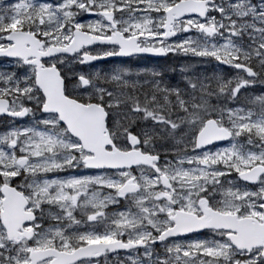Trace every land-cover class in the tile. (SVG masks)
<instances>
[{"label": "snow or ice", "instance_id": "obj_1", "mask_svg": "<svg viewBox=\"0 0 264 264\" xmlns=\"http://www.w3.org/2000/svg\"><path fill=\"white\" fill-rule=\"evenodd\" d=\"M0 126V264H264V0H0Z\"/></svg>", "mask_w": 264, "mask_h": 264}, {"label": "rangeland", "instance_id": "obj_2", "mask_svg": "<svg viewBox=\"0 0 264 264\" xmlns=\"http://www.w3.org/2000/svg\"><path fill=\"white\" fill-rule=\"evenodd\" d=\"M5 2H10V0H5ZM189 58L187 57H168L165 60L161 61H152L150 59H132L127 61L128 67L132 69L137 68H149V69H157L163 72V79L167 80L169 84L175 85L180 83L179 72L178 71H170V69L175 68L179 69L180 64L187 61ZM199 70V69H197ZM257 91H259V87H257ZM0 130H2V126H0ZM111 259V256L109 257Z\"/></svg>", "mask_w": 264, "mask_h": 264}, {"label": "water", "instance_id": "obj_3", "mask_svg": "<svg viewBox=\"0 0 264 264\" xmlns=\"http://www.w3.org/2000/svg\"><path fill=\"white\" fill-rule=\"evenodd\" d=\"M148 59H152V60H162V59H165V58H157V57H146Z\"/></svg>", "mask_w": 264, "mask_h": 264}]
</instances>
